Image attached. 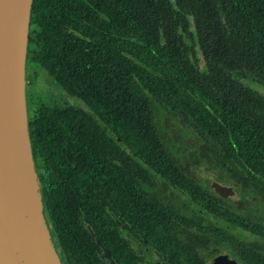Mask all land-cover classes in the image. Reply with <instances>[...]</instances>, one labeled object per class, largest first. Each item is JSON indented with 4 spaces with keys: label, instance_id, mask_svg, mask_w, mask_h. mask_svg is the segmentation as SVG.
Returning a JSON list of instances; mask_svg holds the SVG:
<instances>
[{
    "label": "trees",
    "instance_id": "1",
    "mask_svg": "<svg viewBox=\"0 0 264 264\" xmlns=\"http://www.w3.org/2000/svg\"><path fill=\"white\" fill-rule=\"evenodd\" d=\"M27 63L80 103L32 97L28 115L65 264H105L92 232L116 264H137L112 232L117 221L167 258L194 264L193 243L225 239L243 262L264 264L243 240L264 239V217L243 206L264 202V100L231 75L264 82V0H32ZM170 117L197 153L174 152ZM203 164L240 200L201 184Z\"/></svg>",
    "mask_w": 264,
    "mask_h": 264
},
{
    "label": "water",
    "instance_id": "2",
    "mask_svg": "<svg viewBox=\"0 0 264 264\" xmlns=\"http://www.w3.org/2000/svg\"><path fill=\"white\" fill-rule=\"evenodd\" d=\"M31 4L0 0V264H65L45 213L28 128L25 72ZM17 159L27 162L29 187L19 189L11 179L24 170ZM211 186L222 197L233 194L230 186ZM29 188L31 211L25 205Z\"/></svg>",
    "mask_w": 264,
    "mask_h": 264
},
{
    "label": "flooded vegetation",
    "instance_id": "3",
    "mask_svg": "<svg viewBox=\"0 0 264 264\" xmlns=\"http://www.w3.org/2000/svg\"><path fill=\"white\" fill-rule=\"evenodd\" d=\"M50 83L53 88L54 87L57 88V86L53 84L51 81ZM60 94L61 93H59V96ZM63 94L66 95L68 98L66 99L63 97V99H61L60 101H54V102H60V103L67 102L70 105L76 106V104H72L70 102L73 96L67 95L65 92H63ZM74 102H75V98H74ZM27 113L28 115L30 113L28 105H27ZM199 213L198 214L200 216H204L203 212L199 211ZM251 215L255 218H260V217H256L253 214ZM222 225L226 231L228 232L233 231L227 226L226 223ZM113 230L114 231L112 232H114L117 241L120 243H124L125 244L124 246H127L132 251L134 258L136 259L135 262L137 264H188L183 257L182 258L165 257L158 251L157 248L152 246L151 243H148L145 240V238H143V236L129 232V230L125 227L124 223H121L120 221H117L116 226L114 227ZM92 234L95 236V243L97 244L96 252L100 251L98 252V257L101 259V261H104L105 264H116L114 257L103 246L100 240L96 238L95 233L92 232ZM178 239L184 243H190L189 241L194 238L185 235H180ZM243 240L248 242V245L251 248L250 252L254 250L256 251L255 253H257V255L264 257V239L257 238L254 236H248ZM214 241H209L207 243L202 242L201 244L193 243L192 247H194L196 251L195 254L197 257V260L194 264H256L257 263L254 261L253 257H252L253 262L252 260H247L246 262H243L242 259L238 256L237 253L239 251L238 247H233L232 243L229 242L228 240L221 239L217 242ZM248 254L251 255L250 253Z\"/></svg>",
    "mask_w": 264,
    "mask_h": 264
},
{
    "label": "rangeland",
    "instance_id": "4",
    "mask_svg": "<svg viewBox=\"0 0 264 264\" xmlns=\"http://www.w3.org/2000/svg\"><path fill=\"white\" fill-rule=\"evenodd\" d=\"M34 68L35 67H32L27 63V74L32 79V83L30 85H26L27 105L29 108L31 107L32 97L34 99H36L37 97H41L46 102H49V104L54 101H60L61 99H63V97L66 99L68 98L66 95L63 94V91L58 88L52 87L50 81H52L53 83V80L49 78L42 69H38V67L35 68L36 71L38 70V74L35 75ZM231 75L238 76L243 81L245 80L247 82H250L248 84V87L251 89V91H255L256 93L260 94V97L264 100V82L259 80L258 75L245 70H233L231 71ZM57 91L61 93L60 96ZM74 98L75 97H72V100H70V102L72 104L80 105V103L78 104V101H76L78 100L77 98H75L74 102ZM163 117L164 115L162 113H159L157 116V118H160L161 120L163 119ZM167 126L165 131L168 136L171 137V139L174 141V152L177 155H188L192 151H195L197 153V141L195 140L190 130H188L182 124H179L175 117H170V119L167 120ZM195 175L196 179H198L201 184L211 186L212 182H217L219 184L230 186L233 188L231 182H224L225 180H223L222 182L220 180H217L214 171H206L204 164L201 165L199 168L195 169ZM233 191V194L229 197H232V199L235 200H240L239 188L234 187ZM243 206L244 208H246L248 213H251L256 217H264V202H260L257 198L253 199L252 201L251 199L248 200L247 198L246 201L243 203ZM231 233L233 235L237 234L236 231H232Z\"/></svg>",
    "mask_w": 264,
    "mask_h": 264
},
{
    "label": "bare ground",
    "instance_id": "5",
    "mask_svg": "<svg viewBox=\"0 0 264 264\" xmlns=\"http://www.w3.org/2000/svg\"><path fill=\"white\" fill-rule=\"evenodd\" d=\"M6 18H7L6 16H4L2 18V21H1L2 24L5 22ZM16 163L18 165L22 166L24 170H23L22 174L15 175L12 178L11 177H9V178L12 179V181L16 184V187H18L19 189L24 188V187H29L31 185V177H30L29 172H28L26 160L24 161L23 159H17ZM11 179H10V181H11ZM30 192H31V189L29 188L26 191V200H25L26 209L28 211H31V209L34 205L33 201L31 200V198L29 196ZM19 193H20V195H22L21 191Z\"/></svg>",
    "mask_w": 264,
    "mask_h": 264
}]
</instances>
